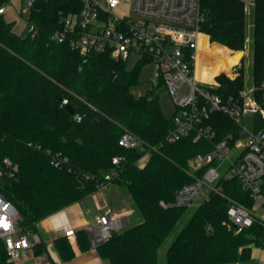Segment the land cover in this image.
Wrapping results in <instances>:
<instances>
[{"label": "trees", "instance_id": "1", "mask_svg": "<svg viewBox=\"0 0 264 264\" xmlns=\"http://www.w3.org/2000/svg\"><path fill=\"white\" fill-rule=\"evenodd\" d=\"M201 7L205 14L201 40L209 43L212 57L242 51L244 3L201 0ZM80 8L81 0H40V9L28 19L39 29L34 39L15 34L0 14V196L18 209L21 231L36 234L41 221L93 195L105 176L112 174V183L127 190L143 222L101 243L100 256L110 264H161V248L188 214L187 208L162 203L171 204L182 187L195 182L188 173L191 159L211 153L218 140L231 132L238 134L239 127L215 112L210 119L216 133L213 142H194L189 137L168 144L172 117L164 114L159 97L153 92L139 97L132 93L140 85L143 64L128 70L126 63L105 54L86 59L68 44L51 40L62 17ZM251 17L255 83L259 84L264 78V0H254ZM207 58L202 55L199 62L212 79L219 68L208 64ZM218 80L220 86L213 92L223 99L243 89L242 77ZM64 100L74 114L62 106ZM254 120L255 129L264 131V118ZM126 133L140 140L143 150L124 148L120 141ZM145 154L146 166L140 169L137 161ZM56 156L62 160L59 168L53 164ZM115 157L121 159L118 166L113 164ZM217 187L219 192L194 208L172 239L164 264L238 263L249 258L252 245L264 248L260 223L240 234L228 226L231 206H254L249 193L236 179L221 181ZM57 247L64 261L74 257L65 239ZM45 252L44 245L35 246V255ZM0 264H14L1 238Z\"/></svg>", "mask_w": 264, "mask_h": 264}, {"label": "built area", "instance_id": "2", "mask_svg": "<svg viewBox=\"0 0 264 264\" xmlns=\"http://www.w3.org/2000/svg\"><path fill=\"white\" fill-rule=\"evenodd\" d=\"M0 1L3 4L8 0ZM241 1L247 10L254 6V0ZM22 3V14L27 17V30L23 35L34 39L39 29L29 24L28 19L31 12L37 10L35 6L40 0H22ZM121 5L122 0H81L79 12L62 17L60 29L50 38L68 44L86 59L98 53L116 62L127 64L132 58L136 65L151 66L153 91L166 90L175 107L171 116L173 130L166 138L168 144L189 137H193L194 142H213L216 133L210 124L212 114L220 112L228 116L239 127L238 134L229 133L215 143L211 153L191 159L188 173L195 182L182 187L171 204L162 205L196 208L212 192H219L217 185L221 181L236 179L254 200V206L251 209L231 206L227 212L229 228L240 234L255 223L264 227V131L256 130L254 124L255 116L264 118V78L259 84L227 99L213 92L217 87L210 80L198 78L200 57H212L209 43L203 44L201 40L204 35L200 26L205 19L201 0H135L134 15L118 16L114 11ZM5 13L6 8L2 6L0 14ZM203 83L209 87H204ZM68 104V100L62 102V106ZM120 143L127 149L143 150L142 142L130 133L124 134ZM147 158L145 154L137 161L140 169L146 166ZM4 163L12 167L10 160ZM120 163V158L113 159L114 165ZM53 164L61 167V158L54 157ZM112 176H105L101 188L112 183ZM21 221L16 206L0 196V238L5 241L10 261L14 264H19L22 254L38 242L35 236L34 243H31L27 234L21 231ZM98 224L101 232L99 244L109 241L118 230L111 209L104 211ZM74 233L71 229L65 232V236L71 237Z\"/></svg>", "mask_w": 264, "mask_h": 264}, {"label": "crops", "instance_id": "3", "mask_svg": "<svg viewBox=\"0 0 264 264\" xmlns=\"http://www.w3.org/2000/svg\"><path fill=\"white\" fill-rule=\"evenodd\" d=\"M106 209H111L115 215L117 233L143 222L127 190L111 183L83 201L41 221L37 225L36 234H27L31 243H34L35 236L38 242L30 251L22 254L19 264H48L50 261L57 264H110L98 252V239L101 235L98 220ZM71 229L75 231L74 235L66 237L65 232ZM62 239L68 242L74 253L69 261L63 260L57 247V242ZM39 244L45 246L46 252L37 256L34 249ZM228 264H264V248L252 245L247 260Z\"/></svg>", "mask_w": 264, "mask_h": 264}, {"label": "rangeland", "instance_id": "4", "mask_svg": "<svg viewBox=\"0 0 264 264\" xmlns=\"http://www.w3.org/2000/svg\"><path fill=\"white\" fill-rule=\"evenodd\" d=\"M134 1L135 0H122V5L114 11L118 16L134 15ZM22 0H8L2 4L6 8L7 12L4 15V19L7 23L12 24L13 32L17 35H23L27 30V17L25 14H22ZM254 6H249L248 10L245 8L246 16V41L245 47L242 51L230 50L229 56L212 58L208 57L207 62L210 65L218 66V71L212 76V79H209L208 71L205 69L204 65L198 63V65L205 71H198V78L205 79L208 76V79L212 84H215V87H219L220 83L218 77L225 76L229 80H236L237 78L242 77L243 80V89L254 86L255 83V71L257 70V63L254 59L253 51V41H252V31H253V22L251 13ZM220 59V60H218ZM136 66L135 60L130 59L126 64L128 70L134 69ZM153 69L151 66H147L142 69L140 74V85L136 87L132 93L139 97L147 94L148 92H153L155 96L159 97V102L164 114L170 118L175 110L174 104L171 100L170 95L164 89L158 91H153L150 80L152 78ZM206 74V75H205ZM203 86L208 88L207 83H203ZM242 89V90H243ZM201 202V201H200ZM194 208L188 209V214L184 218L175 231L173 232L171 238L168 239L166 244L160 250L161 264H164V253L166 248L170 245L171 241L179 233L187 219L191 216ZM258 214H261V211L258 210Z\"/></svg>", "mask_w": 264, "mask_h": 264}, {"label": "water", "instance_id": "5", "mask_svg": "<svg viewBox=\"0 0 264 264\" xmlns=\"http://www.w3.org/2000/svg\"><path fill=\"white\" fill-rule=\"evenodd\" d=\"M35 8L38 10L40 9V4H36ZM114 78V75L111 76V81ZM66 110L70 113V114H74L75 110L72 106H66Z\"/></svg>", "mask_w": 264, "mask_h": 264}, {"label": "bare ground", "instance_id": "6", "mask_svg": "<svg viewBox=\"0 0 264 264\" xmlns=\"http://www.w3.org/2000/svg\"><path fill=\"white\" fill-rule=\"evenodd\" d=\"M199 70H203V69L198 65V67H197V76H198V71H199ZM203 71H204V70H203ZM204 73H205V71H204ZM205 75H206V74H205ZM206 79H208V76L205 77V80H206ZM208 80H209V79H208Z\"/></svg>", "mask_w": 264, "mask_h": 264}]
</instances>
